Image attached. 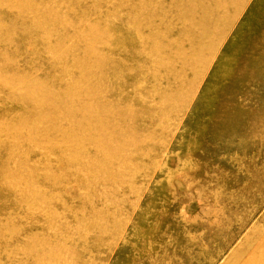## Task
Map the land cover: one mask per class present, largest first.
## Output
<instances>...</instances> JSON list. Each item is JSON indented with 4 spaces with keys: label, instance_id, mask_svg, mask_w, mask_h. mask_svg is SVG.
<instances>
[{
    "label": "rangeland",
    "instance_id": "rangeland-1",
    "mask_svg": "<svg viewBox=\"0 0 264 264\" xmlns=\"http://www.w3.org/2000/svg\"><path fill=\"white\" fill-rule=\"evenodd\" d=\"M27 4L29 38L0 17V264H264V0Z\"/></svg>",
    "mask_w": 264,
    "mask_h": 264
},
{
    "label": "bare ground",
    "instance_id": "bare-ground-1",
    "mask_svg": "<svg viewBox=\"0 0 264 264\" xmlns=\"http://www.w3.org/2000/svg\"><path fill=\"white\" fill-rule=\"evenodd\" d=\"M22 2H27V0H0V15H1L0 17L5 16L3 11L5 12L6 15L9 13H11V14L15 13V14L19 15L21 18L20 22H19L20 34L23 37L29 38L30 33L33 31L35 32L38 28L35 25H28L25 28H21L22 21H25L26 17H29V16H23V15L27 14L28 8L31 5V4H27L26 6L21 5ZM15 31H16L15 28H11V29L9 28V29L4 30L1 23H0V34L3 32V34L0 35V45L3 43L4 39H8L9 37H11L12 36L11 33H15ZM48 32H51V29L45 30V33H48ZM15 36H16V33H15ZM37 43H38V41H37ZM66 97L68 99H71V96L69 93H66ZM52 98H53V94H48V95H45L43 99H44V101L48 102V101L52 100ZM32 101H34V104L36 105V107L40 104V102H38L37 99H32ZM69 102H70V100H69ZM38 112H40V111H38ZM62 113H64V110L59 108V109H55V110L51 111L48 114V116L58 117V116H61ZM39 116H41V113H37L36 120H38ZM62 117H64V116H62ZM64 118H66V117H64ZM66 119L68 120L69 124H72L73 121H71L69 118H66ZM42 120H43L42 124H47L45 122L44 118H42ZM252 255H255V252ZM243 264H247V263L243 262Z\"/></svg>",
    "mask_w": 264,
    "mask_h": 264
}]
</instances>
